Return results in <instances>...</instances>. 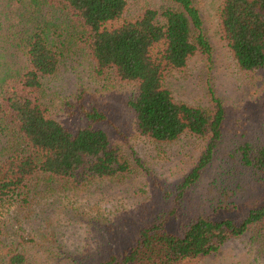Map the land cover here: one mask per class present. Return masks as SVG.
<instances>
[{
    "label": "rangeland",
    "instance_id": "1",
    "mask_svg": "<svg viewBox=\"0 0 264 264\" xmlns=\"http://www.w3.org/2000/svg\"><path fill=\"white\" fill-rule=\"evenodd\" d=\"M194 1L209 53L168 72L162 85L175 103L210 108L215 100L224 115L209 162L193 184L181 188L204 139L159 143L140 135L126 107L134 86L110 70L97 72L85 30L70 11L43 0H0V103L3 86L25 70L29 36L41 31L58 59L56 71L41 80L47 115L75 129L85 123L83 111L96 110L104 120L93 127L128 162L122 174L78 185L44 174L29 177L17 198L0 202V264L11 254H22L28 264H92L129 248L137 232L158 217L165 230L178 233L190 218H232L263 200L264 186L240 164L237 151L264 138V67L240 71L219 33L220 0ZM125 2L132 10L146 4ZM15 130L0 111V162L21 150ZM190 264H264V252L257 237L245 233Z\"/></svg>",
    "mask_w": 264,
    "mask_h": 264
},
{
    "label": "trees",
    "instance_id": "2",
    "mask_svg": "<svg viewBox=\"0 0 264 264\" xmlns=\"http://www.w3.org/2000/svg\"><path fill=\"white\" fill-rule=\"evenodd\" d=\"M43 1L66 8L80 22L97 72L110 70L134 86L126 107L135 131L159 143L182 136L204 139L203 150L180 187L193 184L210 160L224 112L215 100L210 108L175 103L162 83L168 72L183 68L192 56L209 53L195 1L146 0L134 10L125 0ZM215 18L236 67L244 72L262 69L264 0H220ZM24 52V72L1 90L0 111L23 144L20 152L0 162V202L17 198L33 175L78 185L126 172V159L104 131L93 127L104 120L99 112L83 111L85 123L75 129L64 128L47 115L41 80L56 71L58 59L41 31L31 33ZM237 152L240 164L264 186V138L241 145ZM164 222L162 217L153 219L137 232L129 248L92 264H190L245 233L255 235L264 252V198L232 218H190L179 225L178 233L165 230ZM2 264L28 263L22 254H11Z\"/></svg>",
    "mask_w": 264,
    "mask_h": 264
}]
</instances>
